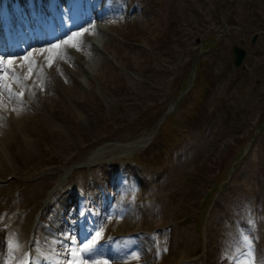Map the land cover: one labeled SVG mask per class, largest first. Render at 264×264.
<instances>
[{"label": "rangeland", "instance_id": "rangeland-1", "mask_svg": "<svg viewBox=\"0 0 264 264\" xmlns=\"http://www.w3.org/2000/svg\"><path fill=\"white\" fill-rule=\"evenodd\" d=\"M80 1L53 9L59 17ZM103 1L109 10L89 19L93 28L78 47L52 56L45 46L59 37L31 40L39 28L50 31L41 0H29L37 24L24 0L15 1L13 22L0 15V57L14 61L0 67L11 87H0V141L12 132L19 138L12 150L0 143V228H7L0 264L26 243L44 250L40 231L59 244L66 235L83 242L100 226L108 234L95 258L108 264L133 256L141 264H235L248 251L243 235L264 264V0ZM69 31L59 42L82 30ZM11 42L19 52L4 53ZM235 44L247 51L240 66ZM29 53L31 77L13 85L11 70L23 76ZM9 118L17 125L9 128ZM156 128L145 147L123 146ZM249 203L263 222L252 231L244 228ZM65 204L72 212L60 217L75 228L43 229L39 222L52 224ZM22 242L18 254L13 244ZM55 252L60 264L70 258Z\"/></svg>", "mask_w": 264, "mask_h": 264}, {"label": "bare ground", "instance_id": "bare-ground-1", "mask_svg": "<svg viewBox=\"0 0 264 264\" xmlns=\"http://www.w3.org/2000/svg\"><path fill=\"white\" fill-rule=\"evenodd\" d=\"M14 1L18 2V0H14ZM41 1L43 2V10H44V21H43V23H45V25L47 27H49L48 29L50 31H47V33H46V32H43L42 29H40V28H39V31L35 30L36 31L35 36L31 40L33 42H36V43L50 42L51 38L54 35L55 36L53 38L55 39L56 37L57 38L59 37V41H60V38H61L60 36H62V34H64V35L69 34L70 33L69 30L71 27H75V28L79 27V29L82 30L80 32H83L85 29L90 30L93 28V26L86 25L88 23L89 19L91 17L102 18L101 15L104 12L108 11L110 6H111L110 3L107 4V2H105L103 0H81L79 3V5H80L79 8L75 9L72 6H69L64 11V15H59V17H58V13H56L55 10L53 9L54 8L53 3L58 2V1H62V0H41ZM24 3L29 5L28 7H29V14L31 16V21L35 22L37 24L38 22L34 19V17L37 13L38 7L33 5V4H30L29 0H24ZM19 8H20V6H19ZM41 9H42V7H39V10H41ZM3 12H4V7L2 6V4H0V15L1 16H2ZM17 14H18V12H17ZM53 15L57 16L55 18L54 22H52V20H51V17ZM8 16H9L8 18H10V16H11V22H13L14 21V19H12L13 16L12 15H8ZM3 19H4V15L2 17V20ZM3 21H5V20H3ZM54 23H55V25H54ZM31 30H33V29H31ZM71 35H72V33H71ZM59 41H57L56 44L62 43ZM52 45H54V44H49V45L45 46L44 50H46L47 55H51V56L53 55L52 51H48ZM19 50H20V48H18V46L14 45L12 42L9 44V46H6L3 48L4 53H7V52L17 53V52H19ZM39 56H40V54H39ZM13 60H16V59H13ZM0 67H1V65H0ZM13 72L14 71L11 70V73H13ZM10 76L12 78L13 85H15V82L17 80L14 78L13 74H11ZM16 95H17V91L13 90L12 97H16ZM6 101L9 104L14 105V103L11 102V100L7 99ZM0 114L1 115L4 114L1 109H0ZM5 123L8 124L9 128H12V127L17 125V120H15L14 118H9V119H5ZM153 133L154 132L152 131L150 134L139 137V138H137L131 142L124 144L123 146L125 147L126 150H134V149H139V148L145 147L151 141ZM0 143L4 147L12 150L15 146H18V144H19L18 135L14 134L12 132L8 137H3L2 141H0ZM95 160H96L95 157H93L91 159V161H95ZM5 170H6V168L2 169V166H0V177L2 176V174ZM17 172H21V170L17 169ZM56 190H54V189L51 190L50 197H52V195L56 192ZM113 195H114V192L111 191L108 199L110 200L113 197ZM66 198H67V195H66ZM65 206H67V207L63 209L62 214L59 213V216L58 215H55V216L51 215L50 216L49 220L53 225L48 224V222H46V223H43L42 221L39 222V224L40 223L42 224V228L43 229L53 228L54 231H59V232L65 230V229L66 230L74 229L75 226H72L70 224V222H68L66 220L64 221L60 217L63 214L65 215V214L72 212V209L69 207V204H65ZM2 208H3V204L0 203V209H2ZM258 208L259 207L254 203H249L246 206V221H245V227H244L246 230L252 231V228L254 230L255 225L257 226V225H260L261 223L263 225V222H262L259 214H254V210L255 209L258 210ZM6 232H7V228L5 226L2 229L0 228V260L3 259V257L5 256L4 247H3V242H4L3 234ZM104 233L108 234L105 230H104ZM37 238H39L40 242L43 244V246L45 248H43L44 250L37 249L36 255H35L36 257H35V259H33L31 264H39L41 262L45 263L46 260L48 262H50V264H60L59 259L57 257L58 254L55 252V250L62 251L61 256L66 257V255H62L64 253L63 246L60 243L55 244L53 242V240H50L41 231L37 235ZM6 239H8V238H5V241H6ZM5 244H7V242ZM23 245H24V243L22 242L19 247L15 248V252L19 254L20 247L23 248ZM56 245H59V247L58 248L55 247ZM31 246H32V244L28 245L26 243L24 245L25 250H24L23 254H20L17 259H15L14 261L11 262V264H16V263L22 264V262L25 261L26 251ZM42 253H45V255L49 256V259L46 258L44 256V254H42ZM113 264H141V263H140V261H134L132 259L131 261L127 260L125 262H114Z\"/></svg>", "mask_w": 264, "mask_h": 264}, {"label": "snow or ice", "instance_id": "snow-or-ice-1", "mask_svg": "<svg viewBox=\"0 0 264 264\" xmlns=\"http://www.w3.org/2000/svg\"><path fill=\"white\" fill-rule=\"evenodd\" d=\"M85 32L88 29L84 30ZM84 35V32H76L69 36L66 40H64L60 44H54L48 51L54 52L56 55H59V50L64 46H71V47H78V42L80 37ZM44 50H41V54H43ZM25 62H27L28 69L27 72L21 76L13 72V76L17 81L22 82L23 80H27L31 77L33 72L32 66V54L29 53L27 56L22 58ZM14 61L12 60H5L3 57H0V65H12ZM53 63V58H48V67H51ZM7 68H0V73H5L3 79L5 82L0 85L4 90L11 92L10 85L6 82L7 81ZM22 95V93H20ZM91 230H89V233ZM104 232V227L100 226L98 230L95 231L94 235H89L88 238L83 241L79 242L74 235H66L64 240L57 241L60 243L64 248V253L62 255H66L70 257L65 261V264H108L106 259H96V255L100 254V249L97 247L98 242L102 239ZM243 244L247 247L248 251L244 254V259L241 260L238 257H233L235 264H256V259L254 256L253 250V241L250 239L249 236L243 235L242 236ZM67 241V243H66ZM13 247H18L17 245L13 244ZM133 259H139L138 256H133ZM22 264H27V261H23Z\"/></svg>", "mask_w": 264, "mask_h": 264}, {"label": "water", "instance_id": "water-1", "mask_svg": "<svg viewBox=\"0 0 264 264\" xmlns=\"http://www.w3.org/2000/svg\"><path fill=\"white\" fill-rule=\"evenodd\" d=\"M257 37H258V34L254 35L252 39V43L256 42ZM233 52L235 56V59H234L235 65L237 66L241 65L244 58L246 57V54H247L246 50L239 45H234Z\"/></svg>", "mask_w": 264, "mask_h": 264}, {"label": "trees", "instance_id": "trees-1", "mask_svg": "<svg viewBox=\"0 0 264 264\" xmlns=\"http://www.w3.org/2000/svg\"><path fill=\"white\" fill-rule=\"evenodd\" d=\"M184 97H182L178 102H180L181 100H183ZM165 130H167V127H164Z\"/></svg>", "mask_w": 264, "mask_h": 264}]
</instances>
